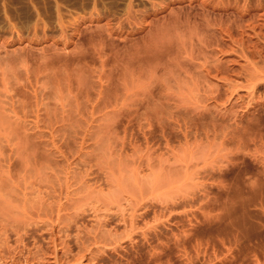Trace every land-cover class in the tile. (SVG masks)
Here are the masks:
<instances>
[{
  "label": "rangeland",
  "instance_id": "1",
  "mask_svg": "<svg viewBox=\"0 0 264 264\" xmlns=\"http://www.w3.org/2000/svg\"><path fill=\"white\" fill-rule=\"evenodd\" d=\"M0 140V264H264V0H0Z\"/></svg>",
  "mask_w": 264,
  "mask_h": 264
},
{
  "label": "bare ground",
  "instance_id": "2",
  "mask_svg": "<svg viewBox=\"0 0 264 264\" xmlns=\"http://www.w3.org/2000/svg\"><path fill=\"white\" fill-rule=\"evenodd\" d=\"M64 25V24H63ZM63 27V26H62ZM22 39V38H21ZM42 39H44V38H42ZM46 61V60H45ZM1 141V140H0ZM2 151V150H1ZM13 157V156H12Z\"/></svg>",
  "mask_w": 264,
  "mask_h": 264
}]
</instances>
